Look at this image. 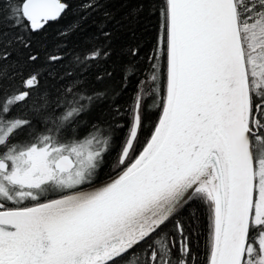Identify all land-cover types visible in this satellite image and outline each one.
I'll return each instance as SVG.
<instances>
[{
	"label": "snow or ice",
	"instance_id": "6c2138e0",
	"mask_svg": "<svg viewBox=\"0 0 264 264\" xmlns=\"http://www.w3.org/2000/svg\"><path fill=\"white\" fill-rule=\"evenodd\" d=\"M113 2L155 18L147 53L120 50L126 106L84 78ZM0 264H264V0H0Z\"/></svg>",
	"mask_w": 264,
	"mask_h": 264
},
{
	"label": "trees",
	"instance_id": "16d2710c",
	"mask_svg": "<svg viewBox=\"0 0 264 264\" xmlns=\"http://www.w3.org/2000/svg\"><path fill=\"white\" fill-rule=\"evenodd\" d=\"M73 7H75V4H73ZM109 9L114 11L116 13V19L121 21V26H114L113 24L109 25V28L112 30L111 48L113 49V54L109 60L87 71L84 74V78L87 79L94 87L106 89L111 94V99H114L118 105L126 106V104L130 102L131 98L135 95L139 77L135 74L134 70L131 73L125 72L124 66H131V61L127 56L120 55V50L131 44L138 43L143 46L141 56L147 53L149 45L155 36V18L148 17L146 14L142 15L139 22L129 27L127 21L122 20V17L127 11L126 7L119 2H113L109 5ZM74 19L75 17L72 14H69L59 23L53 24L49 29V39L46 42L51 45L53 42L52 38L55 34L67 25L71 24ZM94 19L99 20V16L97 15ZM95 31L96 29L94 27H90L85 32H76L69 35L65 40L67 51L71 53V50L76 45L82 44L84 39L91 36L95 33ZM100 43H104V41L101 40ZM70 59L71 56L69 55L68 59L62 61L60 64L54 65L52 67V76H49L45 81H43V83L52 90L53 99H55L56 89L67 83V80L61 81L59 78H53L56 77L57 73L63 75L66 71H76L77 74H80V70L74 69L70 64ZM106 71L112 73L111 77H105L102 82L97 83L94 79L97 73L102 75ZM126 75L127 78L125 79ZM89 118L90 117H84L83 119L87 120ZM120 123L123 124V120H120ZM122 134L123 133L117 129L114 133V139H118L122 136ZM113 159L114 155L108 158L103 170L100 173L99 182L108 178L111 173ZM185 216H187L186 213ZM199 227L201 231H204L206 227V219L203 216H201ZM204 238V235H198V237H194V243H198L202 247Z\"/></svg>",
	"mask_w": 264,
	"mask_h": 264
},
{
	"label": "water",
	"instance_id": "95a60500",
	"mask_svg": "<svg viewBox=\"0 0 264 264\" xmlns=\"http://www.w3.org/2000/svg\"><path fill=\"white\" fill-rule=\"evenodd\" d=\"M105 180H106V179H105ZM102 182H104V180H103V181H101V183H102Z\"/></svg>",
	"mask_w": 264,
	"mask_h": 264
}]
</instances>
